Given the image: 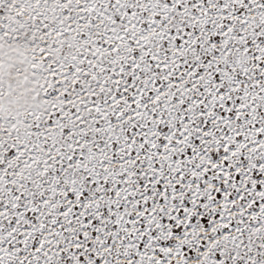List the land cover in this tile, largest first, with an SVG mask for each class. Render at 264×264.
<instances>
[{"label": "snow or ice", "instance_id": "1", "mask_svg": "<svg viewBox=\"0 0 264 264\" xmlns=\"http://www.w3.org/2000/svg\"><path fill=\"white\" fill-rule=\"evenodd\" d=\"M0 264H264V0H0Z\"/></svg>", "mask_w": 264, "mask_h": 264}]
</instances>
